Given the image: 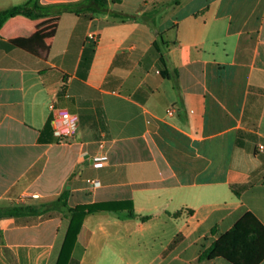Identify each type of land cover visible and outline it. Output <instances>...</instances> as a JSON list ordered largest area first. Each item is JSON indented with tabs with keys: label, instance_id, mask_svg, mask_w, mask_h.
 <instances>
[{
	"label": "crops",
	"instance_id": "crops-1",
	"mask_svg": "<svg viewBox=\"0 0 264 264\" xmlns=\"http://www.w3.org/2000/svg\"><path fill=\"white\" fill-rule=\"evenodd\" d=\"M108 7L135 17L0 26V264H56L69 219L46 205L66 189L69 207L129 200L136 216L86 215L65 264H231L197 259L245 212L264 225V0ZM52 109L77 114L73 138Z\"/></svg>",
	"mask_w": 264,
	"mask_h": 264
},
{
	"label": "trees",
	"instance_id": "trees-1",
	"mask_svg": "<svg viewBox=\"0 0 264 264\" xmlns=\"http://www.w3.org/2000/svg\"><path fill=\"white\" fill-rule=\"evenodd\" d=\"M120 0H111L112 3ZM67 11L74 14H84L89 17L108 14L118 19H127L135 16L111 11L108 0H80L75 3H66L48 7H42L36 0H29L23 5L13 6L0 11V26L8 18L16 14L45 15L48 13ZM69 190H64L60 196L46 208L57 206L66 210L69 219L66 235L60 249L56 264H65L81 227L83 218L92 213L101 211H126L131 217L136 216L132 203L129 200L97 202L80 204L74 207L67 205ZM39 209L30 206H13L1 211L2 215H24L36 213ZM149 216H142L145 221ZM214 258H222L231 264H258L264 259V225L249 211L245 212L234 225L207 247L198 257V261H208ZM77 260H73L75 264Z\"/></svg>",
	"mask_w": 264,
	"mask_h": 264
},
{
	"label": "built area",
	"instance_id": "built-area-1",
	"mask_svg": "<svg viewBox=\"0 0 264 264\" xmlns=\"http://www.w3.org/2000/svg\"><path fill=\"white\" fill-rule=\"evenodd\" d=\"M93 38V36H91ZM54 110V117L52 119L53 134L60 140L65 141L73 138L78 129V116L66 109H52ZM259 150L263 149L262 145L258 146ZM93 186L99 185L96 180H87ZM36 197V195H32Z\"/></svg>",
	"mask_w": 264,
	"mask_h": 264
},
{
	"label": "rangeland",
	"instance_id": "rangeland-1",
	"mask_svg": "<svg viewBox=\"0 0 264 264\" xmlns=\"http://www.w3.org/2000/svg\"><path fill=\"white\" fill-rule=\"evenodd\" d=\"M13 206H15V205L12 204V207H13Z\"/></svg>",
	"mask_w": 264,
	"mask_h": 264
}]
</instances>
